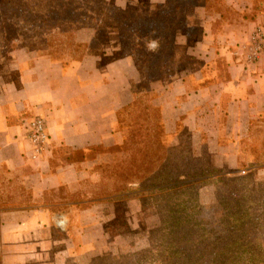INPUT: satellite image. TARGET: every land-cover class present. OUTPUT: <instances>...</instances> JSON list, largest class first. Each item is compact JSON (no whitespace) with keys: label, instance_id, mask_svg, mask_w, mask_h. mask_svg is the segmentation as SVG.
I'll list each match as a JSON object with an SVG mask.
<instances>
[{"label":"crops","instance_id":"obj_1","mask_svg":"<svg viewBox=\"0 0 264 264\" xmlns=\"http://www.w3.org/2000/svg\"><path fill=\"white\" fill-rule=\"evenodd\" d=\"M166 1L112 0L137 10ZM223 2L228 12L210 0V6L188 8L185 27H199L200 35L175 36L186 61L174 66L166 81H152L151 90L166 140L178 137L181 123L197 149L205 141V151L219 155L220 165L235 166L248 123L264 110V48L252 64L239 54L257 27L264 35V0ZM93 37L91 28L76 31L81 42L89 44ZM140 78L131 56L103 63L92 50L67 65L60 55L23 49L0 58V202L21 201L0 206V250L30 251L56 235L60 215L72 216L78 201L51 192L64 188L67 196H76L96 180L95 168L106 154L93 149L121 142L117 111L132 101ZM33 114L45 119L49 134L40 162L28 157L24 125ZM21 191L26 199L20 200Z\"/></svg>","mask_w":264,"mask_h":264},{"label":"trees","instance_id":"obj_2","mask_svg":"<svg viewBox=\"0 0 264 264\" xmlns=\"http://www.w3.org/2000/svg\"><path fill=\"white\" fill-rule=\"evenodd\" d=\"M101 2L104 3L103 0H0V58L9 57L17 49L39 56L60 55L64 65L81 60L88 50L96 52L103 63L131 56L141 78L133 86L132 101L117 111L116 131L121 135V142L108 148H94L113 156V163H100L95 168V173L103 179L102 187L98 188L103 193L101 195L126 190L129 183L138 182L141 194L159 193L157 196L162 197L168 213L173 208L169 204L170 197L189 195L185 201L174 204L182 206L181 215L162 217V224L168 228L180 224L179 235L182 237L198 227L197 246L194 248L192 244L189 250L180 251L183 263L264 264V181L260 183L252 179L251 173L226 177L221 168L206 166L202 151L205 141L197 149L191 133L181 123L177 124V133L179 126L188 132V147L182 146L178 134L179 147L170 149L160 107L153 104L155 95L151 82L166 81L175 64L185 59L183 49L173 43L175 36L182 32L192 38L200 35L199 27H185L190 14L188 8L210 6L208 0H167L165 5L155 8L143 4L146 11L151 10L153 14L135 23L137 36L134 44L121 37L120 17L115 20L116 24L103 25L98 21L93 13ZM210 3L219 9L225 8L223 0H215V3L210 0ZM111 9L114 15L122 13L110 6ZM99 12H105V8ZM8 23L13 25L12 38L6 36L5 25ZM173 23L176 31L171 33ZM87 27L94 30L89 44L76 38V31ZM104 27H107L106 33ZM111 33H117L118 38L112 39ZM140 35L149 37L146 46L140 41ZM261 161L259 156L249 160L253 165H259ZM213 173L218 176L212 177ZM209 181L217 189L216 204L211 208L210 220L201 226L196 221L201 208L198 195ZM18 195L20 200L26 199L22 191ZM20 204L21 201L18 204L16 201L0 202L3 207ZM183 214L186 215L185 221L181 222ZM163 262L170 263L169 260Z\"/></svg>","mask_w":264,"mask_h":264},{"label":"rangeland","instance_id":"obj_3","mask_svg":"<svg viewBox=\"0 0 264 264\" xmlns=\"http://www.w3.org/2000/svg\"><path fill=\"white\" fill-rule=\"evenodd\" d=\"M103 2L97 5L96 12L93 13L95 17L103 25L111 22L116 24L115 20L120 17L119 32L121 37L126 39V42L134 44L137 36L134 33L135 23L139 19L149 18V14H153L151 10L146 11L147 8L139 10L122 9L112 0H103ZM110 6L122 13L114 15L115 12L112 9L109 10ZM101 8H105V12L100 13L99 9ZM172 25L171 33L176 31L175 24ZM106 28H103L104 33L107 31ZM5 32L8 38L14 36L11 23L5 25ZM111 37L115 40L118 35L117 33L112 34ZM140 38V41H143L146 46L145 42L149 41V37L140 35ZM184 61L186 60L179 61L175 66L178 64L182 66ZM178 130L180 131L176 135L181 136L179 139L182 140V146L186 149L188 147L186 141L189 142L190 140L189 134L180 126ZM179 139L174 137L166 140V143L170 149L175 150L179 147ZM241 141L235 166H230L227 161L220 165L221 158L219 155L210 154L203 148L205 165L221 168L226 177L244 176L251 173L252 179L260 183L263 182L264 110L259 117L250 122ZM194 145L197 147L195 141ZM93 150L100 152L99 149ZM102 153L106 154V160L102 164L113 163L112 155L107 152ZM254 156L261 157L262 163L259 165L251 164L249 160ZM95 175L96 180L86 184L79 195L67 196V193H64L66 192L64 188L52 191V195L61 196L69 201H78L72 216L60 215L57 218L56 235L51 234L53 236H48L47 242L36 245L37 247L30 251L1 249L0 264H162L164 260H169L170 263L168 264H179L177 262L182 264L183 253L180 251L189 250L192 244L194 248L197 246L195 242L197 241L198 227H194L196 230L194 232V228L190 229L191 232L182 237L179 235L178 226L180 224L168 228L162 224V217L168 218L170 215V218H176L175 215H181L180 208L182 206L174 204L185 201L189 195L184 198L180 196L174 198L175 195L170 197L169 204L174 209L171 208L168 213L162 197L157 196L159 193L141 194L142 188L138 182L129 183L126 190H116V193L101 195L103 193L98 188L102 187L103 179L99 177V174L95 173ZM211 176L218 175L213 173ZM212 181L203 186L198 195V203L201 208L196 216V221L201 226L210 220L211 208L216 204L217 189L213 183L215 181ZM256 197L254 196V198ZM185 216L183 214L181 222L185 221Z\"/></svg>","mask_w":264,"mask_h":264},{"label":"built area","instance_id":"obj_4","mask_svg":"<svg viewBox=\"0 0 264 264\" xmlns=\"http://www.w3.org/2000/svg\"><path fill=\"white\" fill-rule=\"evenodd\" d=\"M264 35L260 27H257L249 37L246 44L240 46L239 54L245 63H255L263 53ZM238 52H236L237 54ZM25 136L30 144L28 155L32 162H40L49 139L45 119L39 114L31 115L24 125Z\"/></svg>","mask_w":264,"mask_h":264}]
</instances>
